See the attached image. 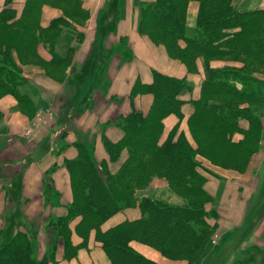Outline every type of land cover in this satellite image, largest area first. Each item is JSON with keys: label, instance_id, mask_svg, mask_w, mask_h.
Returning a JSON list of instances; mask_svg holds the SVG:
<instances>
[{"label": "crops", "instance_id": "1", "mask_svg": "<svg viewBox=\"0 0 264 264\" xmlns=\"http://www.w3.org/2000/svg\"><path fill=\"white\" fill-rule=\"evenodd\" d=\"M25 1L13 0L11 6L18 15ZM155 1L80 0L87 17L61 27L52 48L38 45L40 62L49 72L48 69L24 68L25 81L18 88L21 102L12 95L0 98V247L21 231L33 236V258L38 261L55 248L56 261L49 264H112L96 240L94 230L85 246L81 245L83 239L75 232L80 217L69 224L70 241L73 246H79L72 257L64 256L61 238L48 227L51 220L66 216L72 203L70 175L65 162L77 158L76 144H84L90 149L99 170L103 165L109 174H115L128 154L123 150L111 160L104 140L120 141L122 118L133 110L146 116L154 102L150 93L138 92L130 99L136 83L150 85L157 72L182 80L185 85L179 95L181 117L172 113L162 121L159 140L162 143L173 132L174 140L182 133L189 138L187 123L195 111L193 103L200 99L209 78V69L242 67V64L224 58L206 60L200 56L190 70L182 61L171 58L163 44L139 31L142 6ZM208 1L212 6L209 10L208 6L202 9L198 0L188 3L186 36L193 37L198 33L196 28L202 11L211 14L217 11L215 6L219 1ZM4 2L0 0V10ZM226 5L229 12L239 14L264 12V0H227ZM61 16L60 11L44 6L40 26L47 29ZM178 46L185 49V41H179ZM259 66L264 68V63ZM253 81L261 84L262 91L260 104L250 101V115L257 121L252 124L239 116L238 130L231 136L233 143L243 142L246 133L256 125L258 127L257 140L250 141L251 155L246 170L242 173L217 167L211 170L205 166L206 160L198 157V161L201 164L199 172L206 178L203 188L213 199L212 204L205 206L206 210L216 211L220 224L226 227L245 226L249 222V212L261 210L262 215L252 223L248 242L264 251V198L259 200L264 196V72L253 73ZM238 89H241L240 85ZM207 169L213 174H208ZM48 197L51 198L49 201ZM138 197L176 207L186 204L160 178H154ZM140 218L138 206L124 208L107 219L101 225V231ZM130 246L156 264H180L163 261L137 242H131Z\"/></svg>", "mask_w": 264, "mask_h": 264}, {"label": "trees", "instance_id": "2", "mask_svg": "<svg viewBox=\"0 0 264 264\" xmlns=\"http://www.w3.org/2000/svg\"><path fill=\"white\" fill-rule=\"evenodd\" d=\"M190 1L156 0L144 4L139 31L143 33L149 30L148 36L155 42L164 43L168 40L171 47L167 49L168 54L177 57L190 70L200 56L212 60L242 55L259 63L254 59L259 51L264 52V45L251 57L250 35L259 33L257 30L264 20V12H229L227 0H218L215 6L217 11L212 14L202 11L196 28L198 33L188 37L185 13ZM198 1L202 9L208 6L209 10L212 7L211 1ZM12 2L5 0L0 10V98L12 95L21 102L18 88L25 79L20 67L13 62L11 56L14 55H8V50L16 53L17 57H22L21 53L27 51L32 58L40 61L38 45L52 48L61 27L70 26L71 21L85 19L87 14L81 8L80 0H41L40 3L39 0H26L19 15L12 8ZM43 3L59 6L63 10V17L54 20L47 29H43L39 23ZM181 40L186 43L185 49L178 46ZM208 71L209 78L203 86L200 99L193 103L195 111L188 120L192 137L196 139V149L184 142L181 135L174 140L175 132L160 143L164 117L172 113L181 117L182 101L179 95L185 85L182 80L157 72H154L150 85L136 83L130 94V99L138 92L152 94L154 102L150 112L144 116L133 110L129 116L122 118L121 140L116 143L104 140L111 160H115L123 150L128 153L117 173L109 174L103 165L102 170H99L91 158L90 149L84 144H76L77 158L65 162L70 175L72 203L66 216L51 220L48 224L61 238L64 256L72 257L79 249L70 241L69 228L70 222L77 217H80V221L75 232L83 239L81 245L85 246L90 232L94 230L96 240L101 243L112 264H156L131 248L130 243L134 240L158 245L164 251L174 249L178 254L187 255L199 250L207 235L206 227H209L203 213L210 196L203 188L206 178L199 172L201 164L196 155L206 157L212 164L219 166L217 160L207 157L202 151L212 150L216 155L230 159V162H235L234 159L238 158L236 154L239 153L242 163L235 169L243 170L251 155L245 146L257 140L258 129L256 125L247 132L243 142L231 141V136L238 130L236 121L239 116L252 124L257 121L256 117L250 115V101L253 103L256 99L254 90L250 88L253 73L245 67ZM239 85L241 89H238ZM254 104L259 103L257 101ZM241 152L245 155L242 156ZM153 178L168 181L174 190L188 199V204L176 207L144 198L138 201L136 192L145 188ZM196 198L203 202H191ZM47 199L49 201L51 198ZM135 206L140 209V219L125 221L105 232L101 231V225L111 216L124 208ZM34 247L33 236L16 232L8 243L0 247V264H49L56 261L55 248L38 261L33 258ZM217 263V260L210 262Z\"/></svg>", "mask_w": 264, "mask_h": 264}, {"label": "rangeland", "instance_id": "3", "mask_svg": "<svg viewBox=\"0 0 264 264\" xmlns=\"http://www.w3.org/2000/svg\"><path fill=\"white\" fill-rule=\"evenodd\" d=\"M41 0H39L40 3ZM49 7L55 10H58L61 12V15H63V10L61 7L59 6H54L53 4L50 3H43L41 6V14H42V10L43 7ZM40 14V15H41ZM62 18V16H61ZM260 28L259 30H257L259 33L253 34L252 36L250 35V56L252 57L253 53H256V50L260 48H262V45H264V20H262V24H260ZM149 30H146L145 32H143L142 34L144 35H149L148 32ZM150 36V35H149ZM148 36V37H149ZM252 37V39H251ZM150 38V37H149ZM152 41H154V39L151 37L150 38ZM167 42H156L159 44H163V46L166 48V50L170 47V44L168 43L169 41L166 40ZM155 42V41H154ZM167 43V44H165ZM264 51V49H263ZM168 52V50H167ZM14 55L11 56L14 60L13 62H15L21 69L22 74L24 71V68H32V69H48L44 66V64H42L40 61H38L35 58H32V56L26 51L23 52V54L21 53V56L15 55L16 53H13L12 51L8 50V55ZM170 56V55H169ZM8 58V56H6ZM11 57L9 58L10 60ZM16 57V58H15ZM171 57V56H170ZM175 60H179L177 57H171ZM226 61H231V62H238L240 64H242V67H245L247 69L250 70L251 73H258V72H264V68L262 66H259V64H263L264 63V52L260 53V51L258 52V55L255 57V61H259V64L257 65L256 62H252L251 58L250 60H248L246 57L239 55L237 57V55L235 56H229L224 58ZM181 61V60H179ZM13 62H11V64H13ZM16 64H13L14 66ZM241 67V68H242ZM228 69V67L226 68ZM191 70H193L191 68ZM49 72V69L48 71ZM250 88L251 90H254V93L256 94V99L255 102L260 104L261 103V84L260 83H255V82H250ZM254 102V103H255ZM32 109V107H31ZM24 112L27 113H31V111L27 110V109H23ZM188 126V132H189V138L187 136H185L184 133L180 134L181 138H183L184 142H188L191 144V146L196 149V139H193L192 137V131L190 130V126L187 123ZM27 133H25L26 135ZM179 135V136H180ZM192 139V141H191ZM246 144V143H245ZM248 148V151L250 152V146L246 144V146ZM207 157H210L212 159H215V161L217 160L218 165L219 166H215L214 164H212L206 157H203L201 155H196L197 156V160L198 157L203 158L204 160H206L208 163L205 166H208L209 168H211V170H216L215 167L219 168L220 170H231L235 173H242L246 170V167H244L243 170H239V169H235V167L237 165H240L242 162H240V158H239V153H237L236 155L238 156L237 159H234L235 162H230V159H225L224 157H221L220 155H216L214 151L212 150H204L202 151ZM128 154V153H127ZM242 156L245 155V153L241 152ZM235 155V156H236ZM216 157V158H215ZM250 159V157H249ZM121 168V167H120ZM207 169L208 174H213L212 171ZM117 173V172H116ZM202 175V173H200ZM154 179V178H153ZM152 179V180H153ZM163 179V178H160ZM152 180L149 182V184L141 189L138 190L135 194L136 199L139 201V199H148L151 200L149 198L146 197H142L139 198L138 197V193L139 192H143L145 191L149 186L150 183L152 182ZM167 185L168 188L172 191V193H174L177 197H179L181 200H183L186 204H188V199L186 197H184L182 194L178 193L176 190H174V188H172L173 186L171 184L168 183V181H166L165 179H163ZM264 196H260L259 200H263ZM152 201H156V200H152ZM159 202V201H158ZM193 203L195 202H203L202 199H192ZM213 203V199L210 197L209 200L206 201L205 206L212 204ZM186 204L182 207H185ZM205 208V212L203 213L205 216V222L206 224L209 226L207 229V235L204 238V242L202 243V245L200 246L199 250L192 253V254H178L177 250L174 249H170L168 251H164L163 248H161L158 245L153 244V246L151 244L148 243H144L140 240H134L132 242H137L141 245H143L144 247L148 248L150 251H153L154 253H156L157 257H159L160 259H162L163 261L169 262V263H180V264H210V262L214 259H217L218 263L217 264H264V251L260 246H254L251 245L248 242V234L249 232H251V227H252V223L259 218V216L262 215V211L258 210V211H253V212H249V222L244 226L238 225V226H234V227H226L220 224V220L219 219V215L216 211L211 210V211H207L206 207ZM121 212V211H120ZM247 218V217H245ZM247 219H245L246 221ZM250 223V224H249ZM169 254H173L176 257H172ZM179 255H182L181 257H179Z\"/></svg>", "mask_w": 264, "mask_h": 264}]
</instances>
